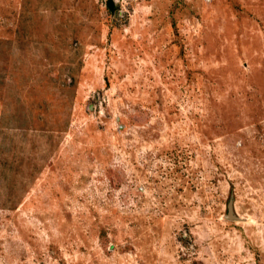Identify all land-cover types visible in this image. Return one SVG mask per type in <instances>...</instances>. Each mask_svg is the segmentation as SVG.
Here are the masks:
<instances>
[{
  "label": "rangeland",
  "instance_id": "1",
  "mask_svg": "<svg viewBox=\"0 0 264 264\" xmlns=\"http://www.w3.org/2000/svg\"><path fill=\"white\" fill-rule=\"evenodd\" d=\"M0 0V264H264V0Z\"/></svg>",
  "mask_w": 264,
  "mask_h": 264
},
{
  "label": "water",
  "instance_id": "2",
  "mask_svg": "<svg viewBox=\"0 0 264 264\" xmlns=\"http://www.w3.org/2000/svg\"><path fill=\"white\" fill-rule=\"evenodd\" d=\"M107 6L112 12L115 11V2H114V0H107Z\"/></svg>",
  "mask_w": 264,
  "mask_h": 264
},
{
  "label": "clouds",
  "instance_id": "3",
  "mask_svg": "<svg viewBox=\"0 0 264 264\" xmlns=\"http://www.w3.org/2000/svg\"><path fill=\"white\" fill-rule=\"evenodd\" d=\"M115 2V1H114Z\"/></svg>",
  "mask_w": 264,
  "mask_h": 264
}]
</instances>
